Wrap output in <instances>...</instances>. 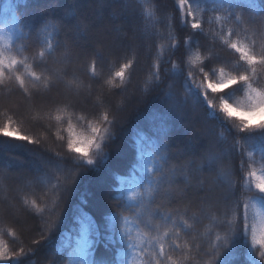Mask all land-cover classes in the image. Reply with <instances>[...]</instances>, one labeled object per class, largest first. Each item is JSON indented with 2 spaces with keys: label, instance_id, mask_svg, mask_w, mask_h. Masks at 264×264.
Listing matches in <instances>:
<instances>
[{
  "label": "trees",
  "instance_id": "trees-1",
  "mask_svg": "<svg viewBox=\"0 0 264 264\" xmlns=\"http://www.w3.org/2000/svg\"><path fill=\"white\" fill-rule=\"evenodd\" d=\"M191 2L196 6L205 0ZM175 3L176 0H0V34L7 33L13 12L21 33H33L31 40L14 38L10 46L17 59L27 58L38 75L48 76L49 71L53 74L49 77L55 85L49 93L50 99L61 101L69 91L79 94L73 98L74 103L79 101L78 107L63 102L37 107L31 95L48 92L43 80L35 87L29 85L27 91L19 88L14 77L5 76L0 83V127L11 117L12 127L36 141L29 145L26 141L0 137V209H11L7 218L0 215V240L10 250L18 252L21 247L26 252L35 250L34 255L24 256L21 264H68L72 259L71 248H65L64 244L73 242L80 210L88 212L103 226L110 225L107 217L112 214L110 208L115 207L111 201L119 198V179L132 173L138 139L141 134L154 135L160 114L171 104L165 98L167 84L176 81V87L172 89L174 96L183 97L188 92L182 87L183 72L177 74L178 78L173 75L176 72L175 57L171 55L169 37L177 35L178 10L172 11ZM84 4L89 7L86 13L82 10ZM128 5L135 7L136 17L125 8ZM256 5L255 9H248L249 15L264 10L262 0H256ZM6 6L10 8L7 12ZM206 19L211 22L204 25V38L197 33L198 39L190 42L192 54L200 51L202 45L206 49L204 57H212L211 67H225L226 70L231 67L235 71L237 54L223 44L229 26H224V37H221L220 24L214 16L209 14ZM36 21L56 26L51 54L46 50V44L41 46L35 42L38 29L33 25ZM231 39L243 42L244 38L232 36ZM249 40H252L251 34ZM58 43L60 47H56ZM255 43L257 51L264 45L259 38ZM102 46L105 50L111 48L113 54L97 59L92 53L101 51ZM26 47L27 51L24 50ZM184 47L187 49L189 44ZM124 63L132 64L126 70L124 86L111 88L107 81L120 83L113 75ZM157 72L161 76L168 73L169 78L165 84L153 88V76ZM227 96L235 101L243 98V92L230 91ZM192 99L200 110L190 107L182 115L171 117L175 121L171 134L172 159L166 171L176 173L175 182L154 194L151 206H159L161 212L171 214L180 225V237L173 246L180 244L184 255L182 260L173 255V260H180V264H208L210 257L205 253L209 243L215 241L217 234L225 235L227 221L233 216L242 221L244 204L241 202L234 211L231 201L224 202L222 198L227 192L221 186L223 181L217 182L216 176L209 175L202 156L210 147L212 154L221 157L222 164L215 165L217 175L221 168L227 169L229 183L235 180L233 190L243 201L245 197L240 193L248 191L247 171L243 169L259 172L264 168V154L259 151L261 143L255 140L251 141V147L241 142L232 151L231 137L235 133L229 134L218 114H205L209 110L198 92L192 93ZM117 111L113 139L104 149L107 159L102 166L98 170L83 166V171L69 176L61 163V157L67 152L69 121L65 118L57 123L55 116L62 112L72 113L74 119L71 122L82 131L89 123L101 121L105 114L113 120ZM189 116L193 121L191 129L186 125ZM77 117L79 121L75 119ZM118 117L121 118L118 120ZM100 163L101 158L97 157L94 165ZM69 185L72 189L68 195L65 188ZM140 190L143 191L142 186ZM209 191L211 196L205 198ZM108 192H111V200L105 204ZM253 203L255 207H252ZM127 204L125 196L121 208L126 210L120 212V218L122 221L127 217L132 222L135 236V226L139 225L143 230V225L136 220L137 209L127 208ZM247 211L249 224L255 223L259 227L258 213L264 214V203L252 201ZM101 213L105 214L103 218H100ZM120 252H128L126 245L114 248L110 254L116 259ZM100 255L98 252L97 258ZM121 259L127 264L128 257ZM243 260L241 255L240 261ZM117 264H120L119 260Z\"/></svg>",
  "mask_w": 264,
  "mask_h": 264
},
{
  "label": "snow or ice",
  "instance_id": "snow-or-ice-1",
  "mask_svg": "<svg viewBox=\"0 0 264 264\" xmlns=\"http://www.w3.org/2000/svg\"><path fill=\"white\" fill-rule=\"evenodd\" d=\"M264 2V0H262ZM256 0H205L204 3L193 5L191 0H176L172 11L176 16L175 37H169L171 55L175 57L174 68L177 76L183 72L184 84L188 92L180 97L173 95L172 89L176 87V81L167 84L165 98L171 101L168 109L159 116V126L154 129L153 136L141 134L135 145V166L128 177L119 179V198L111 201L115 207L110 208L111 215L107 218L110 225L103 226L98 219H94L88 212L80 210L76 219V229L72 241H66L65 248H71L69 255L72 257V264H123L121 258L128 257L127 264H180L183 259L184 249L180 244H175L176 239L180 237V225L171 214L163 213L160 207L153 208L154 194L165 186H171L175 182L176 173L166 171L169 161L172 159L170 149L172 148V128L175 121L171 119L174 115H182L186 109L192 107L199 109L192 99V93L198 92L200 98L204 101L209 110L206 115L216 113L220 121L225 125L229 134L235 133L231 138L233 144L231 150L235 151L243 142L251 147V141H259L262 147L259 151L264 154V45L257 51L255 39L264 41V10L256 15H249V8H256ZM132 17L138 15L135 7L128 5ZM6 12L10 10L5 7ZM212 14L217 23L220 24V35L224 37V26H229L227 37L223 39V44L227 49L237 54V69L233 71L231 67L228 70L225 67H211L212 57H204L206 49L201 45L200 51L192 54L191 41L197 40L196 34L204 38V25L211 20L206 17ZM38 29L35 42L43 46L47 45L46 50L51 54L53 44L51 39L56 34V26L36 21L33 25ZM121 29H115L120 31ZM61 31L63 28L61 27ZM251 34L252 40H249ZM232 36H243V42L232 40ZM23 37L26 41L31 40L33 33L24 35L17 24L15 12L12 15V21L7 33L0 34V83H3L5 76L13 78L18 83L19 88L25 91L29 85L35 87L43 80L48 92L32 93L31 99L35 106L45 107L58 102H63L71 107H78L79 101L73 102V98L79 96L71 91L61 101L50 99L49 93L54 90L55 85L49 79L53 74L49 71L48 76L38 75L30 66L27 58L17 59L13 54V48L10 46L14 38ZM185 37L187 39H185ZM189 44L186 49L185 44ZM56 47H60L59 43ZM27 51V47L24 49ZM97 59L105 55H112L111 48L107 50L101 47V51L93 52ZM44 56V52H41ZM187 57V59H186ZM35 59V58H34ZM219 59V58H217ZM38 67L39 65H34ZM131 63H124L119 70L114 72L113 79L120 81L114 84L112 80L107 83L111 88H122L125 81L126 70L131 68ZM23 68V72H21ZM168 73L161 76L159 72L153 76L152 87L158 88L165 84ZM59 83V81H57ZM243 92V98L235 101L228 99L229 92ZM87 104V99H84ZM111 107L110 105L108 106ZM83 110V109H81ZM114 113L113 120H109L105 114L101 121L96 124L89 123L87 127L78 131L77 127L71 122L74 117L72 113L62 112L55 116L57 123L68 119L67 125V152L61 157V163L65 166V171L69 176L80 173L84 170L83 166L94 167L98 170L107 159L105 147L107 142L113 139L112 129L115 124ZM79 121L80 118H75ZM241 134H244L242 137ZM0 137L26 141L27 144H35L26 135H21L18 129L12 127L11 117L0 127ZM251 154V153H250ZM101 158L99 165H94V160ZM205 162V168L209 175L216 176L217 182L223 181L222 187H225L227 195L222 199L225 203L231 201L238 209L240 203L244 204V214L242 221H238L235 216L227 221L225 235L221 237L216 235L215 241H211L205 253L210 257L208 264H264V214L258 213L259 227L253 223L249 224L248 208L252 201L264 203V168L259 172L255 169L247 171L248 191L240 193L245 197L243 201L237 198L235 189V180L229 183V173L227 169L221 168L217 175L215 165L222 164L220 156L212 154L209 147L205 155L202 156ZM69 161L70 163H65ZM243 164V161H242ZM250 166V165H249ZM137 173L139 175H137ZM145 173L147 178L145 179ZM235 175V172L232 174ZM141 186L143 191H141ZM72 186L65 188L69 195ZM255 189V191H253ZM127 198V208H136V220L143 225V230L136 225V234H132V222L127 217L121 221L120 212L121 201ZM211 196V192L205 194V198ZM111 192H108L105 198V204H109ZM27 203V202H26ZM256 205L253 203L252 207ZM11 209L4 207L0 209V215L5 218L9 216ZM100 214V218L104 217ZM117 225L119 230L117 232ZM9 235L13 233L9 232ZM126 245L128 252H120L116 259H113L111 252L114 248ZM179 250V251H178ZM101 255L97 258V253ZM35 250L26 252L23 247L16 250H10L2 240H0V262L7 264H21L24 256L34 255ZM130 254V255H129ZM173 255H178L180 260H173ZM244 257L243 262L240 256Z\"/></svg>",
  "mask_w": 264,
  "mask_h": 264
},
{
  "label": "rangeland",
  "instance_id": "rangeland-1",
  "mask_svg": "<svg viewBox=\"0 0 264 264\" xmlns=\"http://www.w3.org/2000/svg\"><path fill=\"white\" fill-rule=\"evenodd\" d=\"M84 6H85V7H84L85 9L82 8V10H83L84 13H86L87 10L89 9V7H88L87 4H84ZM86 9H87V10H86ZM89 18H90V17H89ZM90 22H91V21H90ZM103 36H104V34H103ZM116 100H117V99H116ZM120 118H121V117H118V120H119ZM187 124H188V128H190V129L193 128V127H192V125H193V121H192V119H191V116L188 117V122L186 123V125H187ZM196 136H199V134H196ZM71 189H72V188H71ZM99 202H100V200H99L97 203H99ZM68 264H72V259H71V261L68 262Z\"/></svg>",
  "mask_w": 264,
  "mask_h": 264
}]
</instances>
